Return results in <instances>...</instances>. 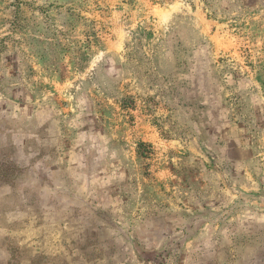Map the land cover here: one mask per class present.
Instances as JSON below:
<instances>
[{
	"label": "rangeland",
	"instance_id": "rangeland-1",
	"mask_svg": "<svg viewBox=\"0 0 264 264\" xmlns=\"http://www.w3.org/2000/svg\"><path fill=\"white\" fill-rule=\"evenodd\" d=\"M0 264H264V0H0Z\"/></svg>",
	"mask_w": 264,
	"mask_h": 264
}]
</instances>
